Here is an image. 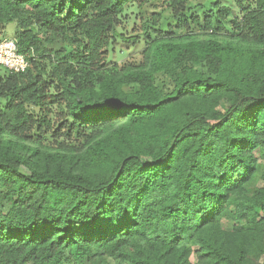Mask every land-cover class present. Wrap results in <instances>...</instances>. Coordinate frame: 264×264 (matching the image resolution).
Wrapping results in <instances>:
<instances>
[{"label":"trees","instance_id":"16d2710c","mask_svg":"<svg viewBox=\"0 0 264 264\" xmlns=\"http://www.w3.org/2000/svg\"><path fill=\"white\" fill-rule=\"evenodd\" d=\"M142 2L0 0V40L13 23L30 63L0 70V264L264 255V0L237 1L230 35L226 8L199 35L154 13L129 39L140 59L108 63ZM159 2L180 32L197 23L188 0Z\"/></svg>","mask_w":264,"mask_h":264},{"label":"rangeland","instance_id":"374dc122","mask_svg":"<svg viewBox=\"0 0 264 264\" xmlns=\"http://www.w3.org/2000/svg\"><path fill=\"white\" fill-rule=\"evenodd\" d=\"M238 0H188L187 7L189 8L190 14L198 19L197 23H191L189 29H184L180 32L173 21L170 20V14L166 10H161L159 0H143L140 4H133L126 9V15L128 19L123 21V23L116 29V32L122 35V38H117L111 44L108 54V63H123L127 59L132 61H138L140 59L139 51L143 47V41L134 44L133 41H130L137 35L142 34V29L144 26V21H147V25L150 26L151 15L157 13L160 15L159 23L164 25L165 22H168L171 26V30L168 33H173L174 35H185L186 32H193L195 35L204 33L203 20L205 18H212V25L215 28V19L218 16L219 9H229L230 14L227 15L222 21L221 33L220 35H230L232 24L231 21L234 19H239L242 16L243 11L239 6ZM248 4H251V0H246ZM212 29L214 31L215 29ZM15 30V25L13 23L7 25L6 33L9 37H13ZM211 33V31L209 32ZM130 39V40H129ZM3 67H0V70ZM3 70V69H2ZM256 156L259 159L260 165H263L264 158L262 155L256 153ZM262 167V166H261ZM254 185L256 187H262L264 181L259 178L255 180ZM223 228L230 230L232 227L231 222H225ZM191 263H195L196 259L194 255L190 258ZM259 264H264V255L258 262Z\"/></svg>","mask_w":264,"mask_h":264},{"label":"built area","instance_id":"2783aa9c","mask_svg":"<svg viewBox=\"0 0 264 264\" xmlns=\"http://www.w3.org/2000/svg\"><path fill=\"white\" fill-rule=\"evenodd\" d=\"M0 67L14 74L24 73L30 67L27 59L18 52L14 38L0 40Z\"/></svg>","mask_w":264,"mask_h":264}]
</instances>
